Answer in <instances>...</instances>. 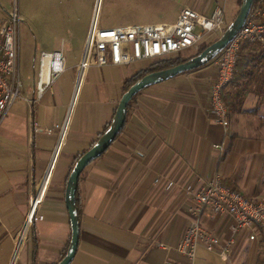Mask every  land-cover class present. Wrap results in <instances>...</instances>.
<instances>
[{"label":"crops","instance_id":"0c3cea01","mask_svg":"<svg viewBox=\"0 0 264 264\" xmlns=\"http://www.w3.org/2000/svg\"><path fill=\"white\" fill-rule=\"evenodd\" d=\"M95 2L26 0L20 15L33 34L31 48L40 54L62 50L65 59L64 71L38 101L27 99L35 97L39 69L31 72L25 66L22 97L0 126V264H57L62 259L72 233L66 206L71 166L112 121L126 81L155 60L88 70L44 201L28 225L32 194L57 139L55 124L63 120L74 91ZM241 3L101 0L99 25L173 23L184 7L209 16L221 6L233 20ZM215 78L212 61L136 94L117 138L81 175L80 241L70 264L188 263L178 250L192 219L185 187L199 188L200 178L220 174L246 196L264 197V46L245 44L241 51L225 91L227 133L210 115ZM34 119L41 125L37 132ZM222 143L223 152L214 146ZM204 223L221 237L232 235L226 217L208 216ZM234 236L230 260L199 247L193 264H260V245L249 239L248 230Z\"/></svg>","mask_w":264,"mask_h":264},{"label":"built area","instance_id":"2783aa9c","mask_svg":"<svg viewBox=\"0 0 264 264\" xmlns=\"http://www.w3.org/2000/svg\"><path fill=\"white\" fill-rule=\"evenodd\" d=\"M100 1L96 0L90 27L84 43L73 94L62 121L55 124L57 139L50 155L42 180L32 194L31 210L27 224L37 219V211L43 203L50 180L67 141L72 115L78 94L91 67L109 64H129L184 53L197 47L209 35L223 32L226 25V11L217 6L209 16L190 7H184L173 23L132 24L114 27L99 25ZM19 6L14 0V8L0 17V126L10 112L14 102L21 95L20 37L21 22ZM198 29V30H197ZM245 44L264 46V0H253L251 9L242 28L225 49L213 59L216 78L210 87V115L214 123L229 131L230 120L225 100V91L233 81L235 69ZM62 50L42 51L40 54L38 78L34 86L35 97L28 101H38L52 88L64 71ZM130 105V104H129ZM39 121L32 120L33 132L39 131ZM224 151V145L215 144ZM199 188L188 184L186 194L190 198L191 222L178 245V250L189 257L188 263L168 261L166 264H193L197 249L204 247L224 260H230L235 244V234L248 230L249 239L258 242L264 264V197L250 198L242 191L227 185L220 174L200 178ZM171 183L167 184V189ZM223 216L230 219L232 235L221 237L204 223L205 217ZM164 246L163 243L160 244Z\"/></svg>","mask_w":264,"mask_h":264},{"label":"water","instance_id":"95a60500","mask_svg":"<svg viewBox=\"0 0 264 264\" xmlns=\"http://www.w3.org/2000/svg\"><path fill=\"white\" fill-rule=\"evenodd\" d=\"M252 3L253 0H242L236 17L225 27L221 35L203 51L175 66L147 73L123 93L107 130L77 159L70 171L66 184V206L70 215L72 233L66 254L57 264H70L78 249L80 241V219L77 208V192L80 176L84 169L93 160L99 158L117 138L126 123L128 107L134 96L148 86L164 82L184 72L202 67L215 59L242 28Z\"/></svg>","mask_w":264,"mask_h":264},{"label":"rangeland","instance_id":"374dc122","mask_svg":"<svg viewBox=\"0 0 264 264\" xmlns=\"http://www.w3.org/2000/svg\"><path fill=\"white\" fill-rule=\"evenodd\" d=\"M19 5V12L20 15H24V10L26 7V0H17ZM14 8V0H0V16H5L9 11ZM226 20L229 23L232 19L226 16ZM228 23V24H229ZM198 30V29H197ZM222 32L213 33L209 35L202 43H200L197 47L191 48L190 50L182 53L184 57L190 56L195 54L200 48L213 41L216 37L220 36ZM19 37H20V70L21 75L24 74L25 66L30 67L31 72L35 68L36 70L39 69V50H34V46L31 48V43L33 41V34L29 28L27 21L20 22L19 25ZM32 49V50H31ZM32 51V52H31ZM34 53H37V56L34 58ZM34 61V64H33ZM213 61V60H212ZM211 61V62H212ZM200 251L198 252L199 255Z\"/></svg>","mask_w":264,"mask_h":264},{"label":"trees","instance_id":"16d2710c","mask_svg":"<svg viewBox=\"0 0 264 264\" xmlns=\"http://www.w3.org/2000/svg\"><path fill=\"white\" fill-rule=\"evenodd\" d=\"M228 21L226 22V25L225 27L228 25ZM219 37V36H218ZM218 37H216L213 41H215ZM213 41H211L210 43L208 44H205L203 45L200 50H198L195 54H192L190 56H187V57H184L182 55V53H178V54H175V55H171V56H166V57H161V58H156L152 63H150L148 66L142 68L141 70H139L137 73H135V75L133 77H131L130 79H128L125 83V86H124V92L133 84L135 83L137 80H139L141 77H143L144 75H146L147 73L149 72H153V71H157V70H161V69H164V68H168V67H172V66H175L179 63H182L186 60H188L189 58L197 55L198 53H200L201 51H203L208 45H210ZM220 55V54H219ZM218 55V56H219ZM185 73V72H184ZM136 96V95H135ZM134 96V97H135ZM133 100V99H132ZM111 121L106 125L104 131L100 134V136L107 130V128L109 127ZM99 136V137H100ZM95 143V142H94ZM84 153V152H83ZM81 153L77 158H76V161L77 159L83 154ZM75 161V162H76ZM74 162V164H75ZM73 164V165H74ZM73 165L71 166V170L73 168ZM84 172V171H83ZM82 172V173H83ZM82 175V174H81ZM80 179H81V176H80ZM78 191H79V187H78ZM77 208H78V213H79V217L81 215V203H80V199L78 197V192H77ZM69 246V244H68ZM68 246H67V249H68ZM66 249V251H67ZM66 251L64 252L63 256L66 254Z\"/></svg>","mask_w":264,"mask_h":264}]
</instances>
